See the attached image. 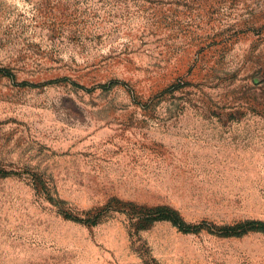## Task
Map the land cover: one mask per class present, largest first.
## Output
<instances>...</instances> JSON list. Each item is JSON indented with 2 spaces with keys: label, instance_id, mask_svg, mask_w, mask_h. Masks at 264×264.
I'll return each instance as SVG.
<instances>
[{
  "label": "rangeland",
  "instance_id": "374dc122",
  "mask_svg": "<svg viewBox=\"0 0 264 264\" xmlns=\"http://www.w3.org/2000/svg\"><path fill=\"white\" fill-rule=\"evenodd\" d=\"M248 221L264 0H0V264H264Z\"/></svg>",
  "mask_w": 264,
  "mask_h": 264
},
{
  "label": "trees",
  "instance_id": "16d2710c",
  "mask_svg": "<svg viewBox=\"0 0 264 264\" xmlns=\"http://www.w3.org/2000/svg\"><path fill=\"white\" fill-rule=\"evenodd\" d=\"M146 218L149 222L153 221H167L173 227H176L178 230H183L185 224L179 219L176 212L169 210L164 207H154L145 209ZM242 227H247L246 229L259 232L264 235V222H254L248 221L240 224Z\"/></svg>",
  "mask_w": 264,
  "mask_h": 264
}]
</instances>
